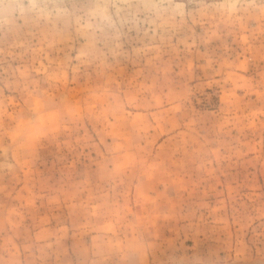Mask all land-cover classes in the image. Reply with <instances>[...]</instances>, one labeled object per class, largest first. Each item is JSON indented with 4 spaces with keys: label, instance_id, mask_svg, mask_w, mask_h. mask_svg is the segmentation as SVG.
Masks as SVG:
<instances>
[{
    "label": "rangeland",
    "instance_id": "374dc122",
    "mask_svg": "<svg viewBox=\"0 0 264 264\" xmlns=\"http://www.w3.org/2000/svg\"><path fill=\"white\" fill-rule=\"evenodd\" d=\"M0 264H264V0H0Z\"/></svg>",
    "mask_w": 264,
    "mask_h": 264
}]
</instances>
